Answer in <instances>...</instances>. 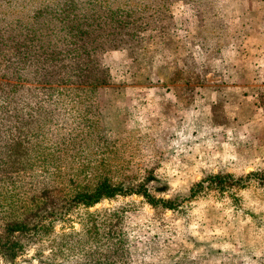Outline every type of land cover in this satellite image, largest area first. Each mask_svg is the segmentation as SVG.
Returning <instances> with one entry per match:
<instances>
[{
	"label": "rangeland",
	"instance_id": "1",
	"mask_svg": "<svg viewBox=\"0 0 264 264\" xmlns=\"http://www.w3.org/2000/svg\"><path fill=\"white\" fill-rule=\"evenodd\" d=\"M4 60L0 264H264V0H0Z\"/></svg>",
	"mask_w": 264,
	"mask_h": 264
},
{
	"label": "trees",
	"instance_id": "2",
	"mask_svg": "<svg viewBox=\"0 0 264 264\" xmlns=\"http://www.w3.org/2000/svg\"><path fill=\"white\" fill-rule=\"evenodd\" d=\"M15 54L17 57V61L23 65V63L26 61V58H23L25 54L21 51L20 48L15 50ZM21 65L15 64V63H8L7 60L0 61V80L3 82L0 83V139H2V146L0 148L1 152L9 151L10 143L7 141L9 139V134L12 132L11 129L14 128L13 122L16 119L21 118V115H13L11 114V106L14 105V98H15V92L14 87H12L9 82H21L22 80L19 78V72L16 70ZM45 78H48L47 75V67L44 65L42 68V79L45 80ZM44 84V83H42ZM67 91V90H64ZM59 92V91H57ZM16 102V101H15ZM20 104V102H17ZM23 105V103L20 104ZM252 177V172H247L245 175H243L240 178L233 177L229 174H218L216 176H213L211 180H209L210 183H212L215 188L219 190L223 189V183L221 181L224 180H231L233 182L237 183L238 187L242 186V183L246 180H250ZM205 181V178L204 180ZM202 183V182H201ZM200 183V184H201ZM99 187V188H98ZM98 189L91 194L83 193L80 195H76L74 199L78 198L81 200V204L89 207L100 200L103 199H110L113 198L116 195H119L120 191L115 188H109L105 185V182H100L98 184ZM148 199V198H146ZM153 200H148L150 204H152ZM159 204L161 207L164 206V202H154V205ZM170 207V206H168ZM29 214L16 218L14 221H10V223L6 224L5 230L3 229V233H0V250H4V246L8 245L11 248L15 247L16 242L13 240H18L17 238L13 237L14 234H24L30 231L32 228V221L38 219L40 216H47V212H28ZM55 213L57 215L64 212H52V214ZM14 244V246H13ZM6 251V250H4ZM218 251H216L217 253ZM7 255V254H6ZM14 254H11V256H8L9 258H12ZM6 261V259H4ZM7 262H4L5 264ZM7 264H12L11 262H8Z\"/></svg>",
	"mask_w": 264,
	"mask_h": 264
},
{
	"label": "crops",
	"instance_id": "3",
	"mask_svg": "<svg viewBox=\"0 0 264 264\" xmlns=\"http://www.w3.org/2000/svg\"><path fill=\"white\" fill-rule=\"evenodd\" d=\"M248 127H250V125H248ZM251 130V129H250Z\"/></svg>",
	"mask_w": 264,
	"mask_h": 264
}]
</instances>
